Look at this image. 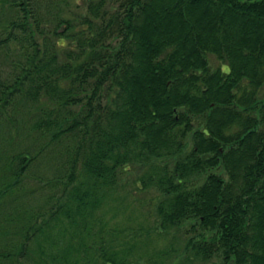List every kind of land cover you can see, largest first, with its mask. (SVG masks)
Returning <instances> with one entry per match:
<instances>
[{"label":"trees","instance_id":"trees-1","mask_svg":"<svg viewBox=\"0 0 264 264\" xmlns=\"http://www.w3.org/2000/svg\"><path fill=\"white\" fill-rule=\"evenodd\" d=\"M139 164L175 263L105 211ZM193 258L264 264V0H0V264Z\"/></svg>","mask_w":264,"mask_h":264},{"label":"rangeland","instance_id":"rangeland-1","mask_svg":"<svg viewBox=\"0 0 264 264\" xmlns=\"http://www.w3.org/2000/svg\"><path fill=\"white\" fill-rule=\"evenodd\" d=\"M81 11L83 12L84 10L82 9ZM208 59L211 68H217L221 65V62L213 55H209ZM44 162L43 167H45ZM148 167V164L129 166L127 171L122 174L121 181L118 183L112 199L107 201L105 211L107 212V216L114 215L113 217L115 219L112 221H115L117 225L134 229L136 234H138V242L149 241L150 245L157 249H164L173 244L176 251L165 259L168 262L175 263L176 260H179L181 254H184L181 248L186 234L179 231H172L169 234L162 233L160 235L156 233L157 231L154 228V203L156 193L153 189H140L141 184L139 182V177L142 176ZM30 181L33 186L37 183L34 178H31ZM149 251H152V248H149ZM193 263L210 264V261L193 258Z\"/></svg>","mask_w":264,"mask_h":264}]
</instances>
